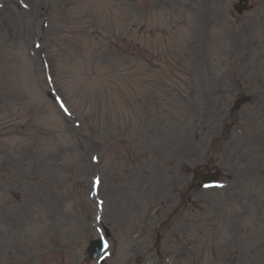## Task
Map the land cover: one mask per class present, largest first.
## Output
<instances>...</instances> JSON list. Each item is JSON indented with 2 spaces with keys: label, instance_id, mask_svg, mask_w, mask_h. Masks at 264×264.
I'll return each mask as SVG.
<instances>
[{
  "label": "rangeland",
  "instance_id": "rangeland-1",
  "mask_svg": "<svg viewBox=\"0 0 264 264\" xmlns=\"http://www.w3.org/2000/svg\"><path fill=\"white\" fill-rule=\"evenodd\" d=\"M232 1L0 0V121L17 120L0 129V264H95L103 234L104 264H264V0L226 25ZM197 35L225 86L192 74ZM44 59L74 77L80 117L47 97ZM205 161L225 191L191 190Z\"/></svg>",
  "mask_w": 264,
  "mask_h": 264
}]
</instances>
